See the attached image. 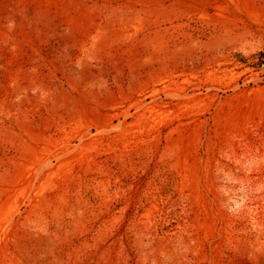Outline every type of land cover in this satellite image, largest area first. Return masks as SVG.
Masks as SVG:
<instances>
[{"label": "rangeland", "instance_id": "1", "mask_svg": "<svg viewBox=\"0 0 264 264\" xmlns=\"http://www.w3.org/2000/svg\"><path fill=\"white\" fill-rule=\"evenodd\" d=\"M0 264H264V0H0Z\"/></svg>", "mask_w": 264, "mask_h": 264}]
</instances>
